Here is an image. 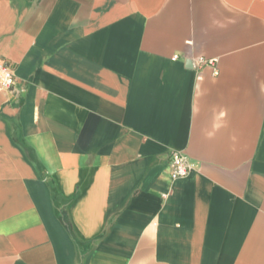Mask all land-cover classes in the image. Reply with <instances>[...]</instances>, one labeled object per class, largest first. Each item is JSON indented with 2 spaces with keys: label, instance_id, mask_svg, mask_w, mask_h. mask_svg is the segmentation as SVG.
<instances>
[{
  "label": "crops",
  "instance_id": "0c3cea01",
  "mask_svg": "<svg viewBox=\"0 0 264 264\" xmlns=\"http://www.w3.org/2000/svg\"><path fill=\"white\" fill-rule=\"evenodd\" d=\"M0 62V264H264V0H0Z\"/></svg>",
  "mask_w": 264,
  "mask_h": 264
},
{
  "label": "built area",
  "instance_id": "2783aa9c",
  "mask_svg": "<svg viewBox=\"0 0 264 264\" xmlns=\"http://www.w3.org/2000/svg\"><path fill=\"white\" fill-rule=\"evenodd\" d=\"M200 62H203L200 60ZM15 85L13 71L5 63L0 62V89L11 90ZM171 178H184L189 175L193 167L187 158L180 152L170 155Z\"/></svg>",
  "mask_w": 264,
  "mask_h": 264
},
{
  "label": "water",
  "instance_id": "95a60500",
  "mask_svg": "<svg viewBox=\"0 0 264 264\" xmlns=\"http://www.w3.org/2000/svg\"><path fill=\"white\" fill-rule=\"evenodd\" d=\"M188 65L191 66V63L189 62Z\"/></svg>",
  "mask_w": 264,
  "mask_h": 264
}]
</instances>
